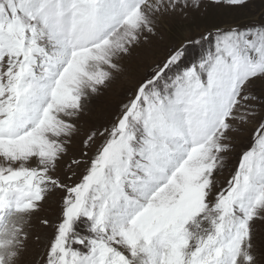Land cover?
<instances>
[{"label": "snow or ice", "instance_id": "obj_1", "mask_svg": "<svg viewBox=\"0 0 264 264\" xmlns=\"http://www.w3.org/2000/svg\"><path fill=\"white\" fill-rule=\"evenodd\" d=\"M0 264H264V0H0Z\"/></svg>", "mask_w": 264, "mask_h": 264}, {"label": "rangeland", "instance_id": "obj_2", "mask_svg": "<svg viewBox=\"0 0 264 264\" xmlns=\"http://www.w3.org/2000/svg\"><path fill=\"white\" fill-rule=\"evenodd\" d=\"M231 19L222 15L210 13L209 17L203 22L204 26H210L212 23H231ZM240 23H246V20L239 21ZM170 33L165 35L164 40L159 42V46L163 47L169 41L175 42L181 38V32L188 28H191V22L189 21H176L169 25ZM136 61L130 64V73H126L124 77L118 79L108 90H106L100 97L93 101V111L97 115H101L104 118H111V114L116 111L117 106L124 99L126 93L134 86L135 81L139 79V73L141 69ZM235 161H233L234 163ZM40 215H45L41 213ZM35 226L34 231H42L38 220L33 218L32 221Z\"/></svg>", "mask_w": 264, "mask_h": 264}]
</instances>
